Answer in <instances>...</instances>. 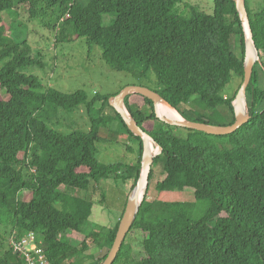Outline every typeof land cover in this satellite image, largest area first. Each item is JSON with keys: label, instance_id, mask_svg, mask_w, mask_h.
<instances>
[{"label": "trees", "instance_id": "trees-1", "mask_svg": "<svg viewBox=\"0 0 264 264\" xmlns=\"http://www.w3.org/2000/svg\"><path fill=\"white\" fill-rule=\"evenodd\" d=\"M181 3L0 0V88L5 92L0 98V264H26L9 240L31 232L42 239L49 264H102L121 220L112 229L89 228L93 199L65 190L93 192L111 179L133 180L135 187L143 155L142 140L111 107L113 97L97 94L90 100L85 90L64 93L23 72L38 64L31 57L30 32L26 25L6 21L4 14L16 18L19 7L30 6V19L52 29L57 44L86 39L102 49L113 70L141 78L154 74L159 93L184 119L231 125L237 93L230 99L221 93L233 75L243 82L245 73V35L236 4L214 0L210 16L194 8L181 11ZM246 5L263 60L264 0L255 7L246 0ZM47 17L57 24L48 23ZM237 36L242 57L233 50ZM259 66L264 69V63L256 64L247 90L250 120L229 135L187 129L177 135L174 131L182 128L160 122L149 98L126 97L129 113L163 152L155 158L147 193L153 188L157 197L149 200L146 195L129 232L144 234V257H134L127 236L114 264H264V92L258 86ZM195 95L206 114L193 119L188 108ZM49 104L66 113L86 106L91 130L69 135L53 131L45 123L52 117ZM221 117L225 123H214ZM114 120L120 122L121 141L138 142L133 164H105L97 157L101 130H110ZM157 122L163 126L157 129ZM127 151L134 149L127 145ZM157 166L163 178L155 181ZM164 194L173 198L160 197ZM128 198L129 193L123 214ZM106 249L102 258L92 252Z\"/></svg>", "mask_w": 264, "mask_h": 264}, {"label": "rangeland", "instance_id": "rangeland-1", "mask_svg": "<svg viewBox=\"0 0 264 264\" xmlns=\"http://www.w3.org/2000/svg\"><path fill=\"white\" fill-rule=\"evenodd\" d=\"M250 2L252 7H255L262 0H250ZM29 8L30 6L19 7L16 18H13V15L10 14H4L6 21L10 23L15 22L16 25H26L25 27L30 32L29 41L32 46L31 57L36 59L38 64L24 70L23 72L25 74L36 76L48 87L64 93L85 90L90 100L97 94L115 97L121 90L129 86H140L156 92L160 91L154 74L149 73L146 78H141L133 73L113 70L103 60L102 49L95 44L89 43L86 39H79L76 42L66 44H57L52 29L30 19ZM190 8L197 9L202 13L212 16L215 10V3L214 0H182L180 10L189 11ZM38 10L41 12V6H38ZM45 20L48 23L52 22L53 25L57 24L54 18L47 17ZM109 20L110 18L107 17L106 22L109 23ZM52 24H50L51 27ZM233 45L234 52L239 57H242L240 36L236 37ZM261 63H264V59L261 60ZM256 73L259 90L264 92V69L259 66L256 69ZM241 85L242 80L233 75L231 83L221 93V96L226 99L233 98L239 91ZM4 97L5 92L0 88V98ZM198 100L199 97L195 95L191 97L189 104L188 109L191 111V118L193 119H196L199 114H206L203 108L197 103ZM47 110L52 113V117L48 119L42 117V119H46L45 123L53 131L69 135L75 131L87 133L91 130L92 121L88 115L86 106H81L72 113H66L63 110H59L58 112L54 111L53 106L49 104ZM225 119V117H221L214 121V123H225ZM162 126V123H156L157 129ZM120 131H122L120 122L116 120L111 123L110 130L108 128L101 130L103 141L98 144L100 153L97 157L102 163L130 165L137 161L138 142L136 140L121 141L119 137ZM174 132L177 135H185L183 129H176ZM120 141L125 144H122ZM127 145H130L134 149V152H128ZM156 151H158V148L154 145L153 153ZM161 171L162 167L157 166L155 181L163 178ZM135 188L136 186L134 187L133 180L124 183L111 179L101 181L93 192L73 191L70 189H66L65 191L72 195L93 199L95 207L91 216L92 224H90L89 228L95 224V226L105 229H112L122 218L126 194H130ZM103 195H105V199H103ZM147 195H149V200H153L157 197V192L152 188ZM160 197L165 199L173 198L172 195L167 194ZM184 199L193 201L191 197ZM143 240L144 234L141 231L134 230L128 235V241L133 246L134 257L137 259L144 257ZM92 252L98 258H102L108 250Z\"/></svg>", "mask_w": 264, "mask_h": 264}, {"label": "water", "instance_id": "water-1", "mask_svg": "<svg viewBox=\"0 0 264 264\" xmlns=\"http://www.w3.org/2000/svg\"><path fill=\"white\" fill-rule=\"evenodd\" d=\"M234 2L236 4L245 35V73L242 85L237 92L236 98L233 102L235 113V122L233 124L226 126L214 125L209 122L190 121L184 119L182 116L181 120L170 119L169 117L163 115L160 107L161 102L169 105L167 101L159 92L145 87H126L121 90L118 95L110 99L109 103L111 107H113L116 112L122 117L129 131L142 140L143 155L141 174L138 179L136 188L129 194L126 209L121 218L116 239L107 258L102 264H114V262L116 261L117 256L137 218L140 207L148 193L150 187V175L155 162V158L161 155V153L163 152L162 147L156 143V141L149 133L145 132L138 125V122L129 113L125 106L126 97L132 94L143 95L153 102L156 118L160 122L182 129L201 131L209 135L221 136L232 134L250 120V115L248 113L247 90L252 80L256 64L261 63V51L257 47L256 41L254 39V33L250 22L246 0H234ZM154 145H156L158 148V151H156L155 153H153L152 150V147H154Z\"/></svg>", "mask_w": 264, "mask_h": 264}, {"label": "built area", "instance_id": "built-area-1", "mask_svg": "<svg viewBox=\"0 0 264 264\" xmlns=\"http://www.w3.org/2000/svg\"><path fill=\"white\" fill-rule=\"evenodd\" d=\"M9 244L14 251L23 256L26 264H49L42 248L43 241L36 233L25 234L22 238L14 234Z\"/></svg>", "mask_w": 264, "mask_h": 264}, {"label": "bare ground", "instance_id": "bare-ground-1", "mask_svg": "<svg viewBox=\"0 0 264 264\" xmlns=\"http://www.w3.org/2000/svg\"><path fill=\"white\" fill-rule=\"evenodd\" d=\"M160 107H161V111L163 115L169 117L170 119L181 120L179 113L175 109L167 105L166 103L161 102ZM152 150H153V147H152Z\"/></svg>", "mask_w": 264, "mask_h": 264}]
</instances>
